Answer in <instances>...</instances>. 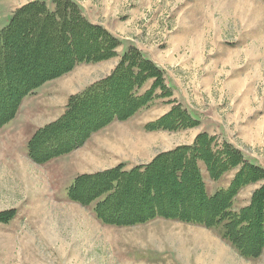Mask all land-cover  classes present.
Wrapping results in <instances>:
<instances>
[{
    "label": "rangeland",
    "instance_id": "374dc122",
    "mask_svg": "<svg viewBox=\"0 0 264 264\" xmlns=\"http://www.w3.org/2000/svg\"><path fill=\"white\" fill-rule=\"evenodd\" d=\"M52 1L45 3L49 10ZM84 1L101 11L99 21L106 27L98 25L119 33L112 35L121 42L118 55L123 42L135 49L132 41L140 42L171 74L174 84L158 67L170 97L161 98L157 89L152 102L170 110L179 105L199 121L174 133L146 131L148 122L162 117L151 102L126 121L95 132L82 147L38 165L26 157L25 144L33 127L63 114L66 105L54 94L69 95L107 75L94 74L101 69L73 75L76 66L26 96L13 120L0 129V215L15 212L8 223H0V264H264V250L256 259L236 254L221 226L204 229L164 219L132 227L106 225L93 213L95 202L82 206L66 196L78 175L120 164L125 170L143 166L165 151L191 145L202 133L218 144L227 141L246 162L264 169V0H222V5L219 0H100L97 6ZM2 7L0 1L5 19L11 8ZM36 104L58 107L30 115ZM235 173L214 183L208 179L207 193L227 188ZM261 184L242 189L232 210L247 206Z\"/></svg>",
    "mask_w": 264,
    "mask_h": 264
},
{
    "label": "trees",
    "instance_id": "16d2710c",
    "mask_svg": "<svg viewBox=\"0 0 264 264\" xmlns=\"http://www.w3.org/2000/svg\"><path fill=\"white\" fill-rule=\"evenodd\" d=\"M49 10L34 0L16 9L0 29V129L15 117L21 101L48 81L81 64L119 57L107 77L68 98L64 112L37 129L26 145L27 158L42 165L83 146L95 132L113 122L129 119L158 96L170 97L163 72L135 47L120 55V40L100 25L90 24L70 0H53ZM152 84L144 93L140 89ZM195 115L173 106L146 131L178 132L196 126ZM191 145L177 146L149 163L125 170L112 169L76 176L66 190L69 200L88 206L103 224L132 227L156 219L213 229L241 258L256 259L264 250V169L246 162L227 141L199 134ZM216 182L236 170L227 188L212 195L206 180ZM262 181L247 206L232 210L237 194ZM10 210L0 215L8 223Z\"/></svg>",
    "mask_w": 264,
    "mask_h": 264
},
{
    "label": "crops",
    "instance_id": "0c3cea01",
    "mask_svg": "<svg viewBox=\"0 0 264 264\" xmlns=\"http://www.w3.org/2000/svg\"><path fill=\"white\" fill-rule=\"evenodd\" d=\"M0 1H2V3H3V7H2V9H7L8 10V8L10 7L11 9H9V13H7V16H5V17H7V18H5L4 19V13H1L0 14V18H1V23H0V28L1 27H4L5 25V23L8 21V18L10 17V14H12V12L13 11H15L17 8H20L21 6H23V5H25V4H27V3H29V2H32V1H34V0H0ZM39 1H44L47 5H48V3L47 2H49L50 0H39ZM71 1H73V2H75V3H77V5L81 8V12H83V16L85 17V19L90 23V24H94V25H98V24H101V25H103L104 27H106V25L105 24H102L101 23V21H99V19H101V16H102V14H101V11H99V10H94V8H92V6L91 5H89V4H87V3H85V1L84 0H71ZM99 2H100V0H94L93 1V5H95V6H97L98 4H99ZM219 2H220V5H222V0H219ZM49 6V5H48ZM52 6V5H51ZM5 7V8H4ZM51 9H53V8H50V10ZM2 12H3V10H2ZM117 19V18H116ZM6 21V22H5ZM107 30H108V32L109 33H111L112 35H116V34H119L118 32H116L115 30H113V31H111V30H109L108 28H107ZM128 40V39H127ZM130 40V39H129ZM130 41H132V40H130ZM133 42V45L134 46H136L137 47V49H139L142 53H144V54H146V55H148L149 56V58L151 59V57H150V52L149 51H146L144 48H142L141 47V43L140 42H137V41H132ZM131 44H129V43H126V42H123V46L120 48V49H118L119 50V54H121L122 53V51L123 50H125V48H127V47H129ZM153 59V60H152ZM151 59V61H153V63L157 66V67H160V68H162L164 71H166L165 72V74H166V76L165 77H167L166 78V80L168 79V80H170L173 84H174V81H173V79L170 77V75L171 74H169L168 72H167V69H166V67L164 66V64L162 63V62H159V61H155L156 59L155 58H152ZM119 59L118 58H113V59H110V60H108V61H104V62H99V63H94V64H86V65H79V66H77L76 68H75V70H74V72L72 73L73 75H74V73L75 72H83V73H87L88 71H91V70H94V71H96V69H101L100 70V72L99 71H97V73L96 72H94V74H96V76H101L103 73V75H108V74H110L111 72H112V70L115 68V66L117 65V61H118ZM103 67H105L106 68V70H102V68ZM98 74V75H97ZM102 75V76H103ZM60 79V78H59ZM97 80V79H96ZM95 82V80L92 82V83H94ZM89 85H91V84H89ZM89 85H85V87H81L80 89H78L77 91H74L73 93H71V94H69V95H67V94H64V93H55L54 95L56 96V99H59L60 101H61V103L62 102H64L63 103V107L66 105L65 103L67 102V99L70 97V96H72V95H75V94H77V93H79V92H81L82 91V89H85L86 87H88ZM154 105H156L157 104V102H156V100L155 101H153L152 102ZM40 104V103H39ZM39 104H36V108L33 110V111H31V113H30V115H36V113L38 114V113H41V114H44V113H46V112H48L49 114L50 113H53L54 112V108L56 107V109H57V107L58 106H54V107H51L50 108V105H48V106H46V105H39ZM152 104V105H153ZM157 107H159L160 108V110H161V112L159 113V115H158V117H161V116H163V115H165L169 110H170V108L168 107V106H163V105H156ZM63 112V111H62ZM61 112V113H62ZM199 121V120H198ZM51 122V121H50ZM148 123H150V122H148ZM37 129H39L38 127L36 128V127H33V129H31L32 131V134L35 132V131H37ZM31 134V135H32ZM31 135H30V137H31ZM193 142V141H192ZM203 173H205V171L203 170ZM204 177H206V173H205V175H204ZM206 184H208L207 183V177H206ZM211 183H214V182H211ZM211 238V237H210ZM214 239V238H213ZM226 247H227V249L229 250V247L226 245ZM236 255V254H235Z\"/></svg>",
    "mask_w": 264,
    "mask_h": 264
},
{
    "label": "bare ground",
    "instance_id": "6f19581e",
    "mask_svg": "<svg viewBox=\"0 0 264 264\" xmlns=\"http://www.w3.org/2000/svg\"><path fill=\"white\" fill-rule=\"evenodd\" d=\"M246 13H247V12H246ZM246 13H245V14H246Z\"/></svg>",
    "mask_w": 264,
    "mask_h": 264
}]
</instances>
